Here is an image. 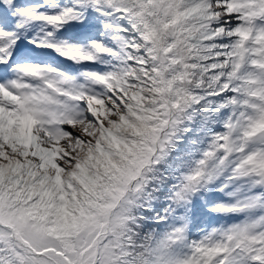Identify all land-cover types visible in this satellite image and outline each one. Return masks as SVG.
<instances>
[{"label": "snow or ice", "instance_id": "obj_1", "mask_svg": "<svg viewBox=\"0 0 264 264\" xmlns=\"http://www.w3.org/2000/svg\"><path fill=\"white\" fill-rule=\"evenodd\" d=\"M0 264H264V0H0Z\"/></svg>", "mask_w": 264, "mask_h": 264}]
</instances>
